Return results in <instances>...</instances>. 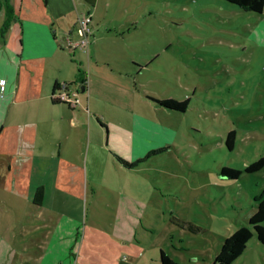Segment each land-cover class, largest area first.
Returning a JSON list of instances; mask_svg holds the SVG:
<instances>
[{"label": "rangeland", "instance_id": "374dc122", "mask_svg": "<svg viewBox=\"0 0 264 264\" xmlns=\"http://www.w3.org/2000/svg\"><path fill=\"white\" fill-rule=\"evenodd\" d=\"M133 8L145 11L139 27L125 48L102 41L112 64H93L90 76L110 131L92 117L101 147L68 208L36 207L46 220L30 232V264H161L160 249L181 264H212L264 196V167L244 170L264 155V12L225 0H134ZM169 97H188V108L153 99ZM164 146L131 168L111 152L134 160ZM223 166L242 172L228 178ZM233 264H264L255 234Z\"/></svg>", "mask_w": 264, "mask_h": 264}, {"label": "crops", "instance_id": "0c3cea01", "mask_svg": "<svg viewBox=\"0 0 264 264\" xmlns=\"http://www.w3.org/2000/svg\"><path fill=\"white\" fill-rule=\"evenodd\" d=\"M3 1L0 0V80H4L3 90L0 87V264H30L35 262L29 249L35 246L31 245L35 236L30 232L38 228L36 218L46 220L36 207L68 208V197L80 192L84 176L89 173L87 157L94 161L97 155L93 147H101L99 139L95 141L98 132L92 117L103 121L106 132L110 131L92 101L93 64H112V57L101 51V42L110 40L112 45L119 43L125 48V35L139 27L138 18L145 11L133 8L134 0H9L13 18L2 31L6 17ZM113 6L117 10H112ZM85 13L92 16L93 24L87 53L72 48L69 42L77 39V20ZM77 51L86 56L84 60L75 59ZM123 54L128 57L125 49ZM79 69L87 79L85 88L77 80ZM59 82L71 83V88L79 90V105L53 102L54 86ZM118 153L126 157L123 151ZM38 189L41 195L36 203ZM40 257L43 256L37 259Z\"/></svg>", "mask_w": 264, "mask_h": 264}, {"label": "trees", "instance_id": "16d2710c", "mask_svg": "<svg viewBox=\"0 0 264 264\" xmlns=\"http://www.w3.org/2000/svg\"><path fill=\"white\" fill-rule=\"evenodd\" d=\"M226 2L237 6L245 11H250L257 14H262L264 12V0H225ZM6 17L1 27V30L4 31L9 25L10 20L13 18V5L9 0L3 1ZM76 49V48H75ZM77 80H80L81 87H86V84H83V81L86 79L82 69L78 70ZM77 81L73 82L76 84ZM71 86V83H67ZM57 85V84H56ZM56 85L54 86V91L56 90ZM78 90V89H77ZM79 91V90H78ZM159 105L176 111H185L189 105V98L183 100H178L176 98H153ZM53 102H58L53 98ZM101 126L106 127L105 123L101 120H98ZM236 137V132L234 129L230 130L225 139L226 146L229 149H232L234 146ZM166 146L159 148L157 150H149L143 156L137 157L136 159H128L127 157L122 156L120 153L112 151L113 156L117 161L122 163L125 167L131 168L135 166L138 162L143 161L148 158L152 153L165 150ZM264 167V155L259 156L257 159L253 160L244 170L246 172L258 171ZM242 172L239 168H233L230 166L221 167L220 173L228 178H237ZM41 195V189H38L35 193L34 202L39 203ZM248 225H242L241 227L235 229L231 234L226 236L221 242L219 251L214 257L212 264H233L241 254L246 250L247 243L253 234L256 235L257 239L260 241L261 245L264 247V196L258 201L255 211L249 215L247 218ZM160 263L161 264H181L179 261L165 254V252L160 249L159 251Z\"/></svg>", "mask_w": 264, "mask_h": 264}, {"label": "built area", "instance_id": "2783aa9c", "mask_svg": "<svg viewBox=\"0 0 264 264\" xmlns=\"http://www.w3.org/2000/svg\"><path fill=\"white\" fill-rule=\"evenodd\" d=\"M78 37L75 41H70L72 48H78L83 53H87L91 42L93 33L92 16L89 13L82 14L77 20ZM2 81V82H1ZM4 80H0V87L3 90ZM87 83V79L83 81V84ZM53 98L58 102L66 103L70 107H74L80 104L79 91L75 88H71L67 82H59L56 85Z\"/></svg>", "mask_w": 264, "mask_h": 264}]
</instances>
